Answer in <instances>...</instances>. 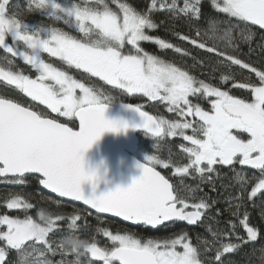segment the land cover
<instances>
[{"label":"snow or ice","instance_id":"6c2138e0","mask_svg":"<svg viewBox=\"0 0 264 264\" xmlns=\"http://www.w3.org/2000/svg\"><path fill=\"white\" fill-rule=\"evenodd\" d=\"M200 3L201 0H184L181 6L180 0H171L170 3L168 0H151L150 6L141 11L121 0H83V3L69 4L58 0H31L30 9L42 11L56 20L63 19L80 33L72 35L58 28L25 23L12 11L10 0H0V49L6 53L4 59L8 65L0 66V78L32 100L46 105L51 112L79 119V130H74L13 99L0 98V174L19 177L26 173L42 174V184L61 197L82 201L101 213H111L125 221L149 226L166 221L196 225L212 207L205 199L189 203L188 197L156 170L155 165L168 168L171 160H161L155 155L147 156V162L138 165L143 174L129 186L117 187L99 196L85 195L82 184L95 182L97 174L85 169L84 151L104 132L126 131L130 125L124 120L108 119L105 112L113 98L46 62L44 54H47L102 79L122 92L140 93L152 100L166 101L169 112H178L181 117H198L196 125L187 120L169 121L150 115L139 106L125 105L143 117V124L136 127L147 129L157 138L182 136L190 142L191 146L181 145L188 162L172 164L175 173L182 176L196 173L201 178L207 175L211 180L210 174L216 171L217 166L232 167L239 163L261 173L250 196L264 193V70L228 53V47L233 46L232 28L235 25L224 29L220 35L219 22L210 19V27L203 33L199 28L195 29L194 38L176 35L212 54L219 65H237L254 73L259 83L239 85L251 92V101L197 79L188 70L151 55L140 46L142 41H155L161 49L174 48L181 53L180 47L147 34L146 30L159 27L151 13L163 10L174 18H186L191 30L200 19ZM112 4L117 7L114 9ZM213 7L229 18L264 29V0H213ZM247 39L250 40L251 35ZM221 42H224L223 48ZM125 45H131L135 54H125ZM7 54L22 58L38 75L33 78L23 71H14ZM229 79L228 75L221 76L225 83ZM197 94L211 98L210 110L191 103L189 97ZM187 129H191L193 135L185 134ZM235 130L247 133L248 138L241 139ZM237 176L243 190L246 177L240 173ZM19 182L23 183L22 180ZM189 191L194 192L195 189ZM32 207L19 195L7 202L9 209L27 210ZM241 207L242 204L235 205L231 214L237 216ZM217 214H220L219 209ZM60 219L61 216L55 217V220ZM70 219V226H75L80 217L73 215ZM55 220L44 211L39 213V221L31 216L23 219L0 216V226L6 228L0 231V239L6 241L7 248L18 252L20 264L21 255L25 253H35L38 260L40 256H46V252L55 254L57 251L47 239ZM241 223L248 240L255 241L258 233L256 228L249 226L247 211ZM104 234L114 242L110 250H103L96 243L86 244V252L103 264H223L221 257L237 247L231 243L223 245L215 250L214 259L208 261L202 256L213 249L215 238L220 235L218 232H211L213 241H201L203 247L192 244L186 233L163 240H142L134 234H112L109 231ZM37 242L47 248L35 247ZM28 247L32 248L31 252ZM178 247L183 250H177ZM59 249L64 252L63 243ZM6 252L5 247H0V264H4ZM60 264L69 262L61 261Z\"/></svg>","mask_w":264,"mask_h":264},{"label":"trees","instance_id":"16d2710c","mask_svg":"<svg viewBox=\"0 0 264 264\" xmlns=\"http://www.w3.org/2000/svg\"><path fill=\"white\" fill-rule=\"evenodd\" d=\"M65 4L83 3V0H58ZM121 2L130 3L138 10H146L151 3V0H121ZM170 3L171 0H168ZM184 0H180L181 6ZM31 0H10L12 11L18 14V18L25 23H32L45 28H58L62 31L69 32L72 35H80L78 31L65 20H56L54 17L47 15L39 10L29 8ZM115 9L117 6L112 4ZM201 16L194 23L190 30L186 18H174L169 12L158 10L151 13L153 19L159 27L152 30H146L150 36L164 39L168 43H172L176 47H180L183 51L177 53L175 49H161L156 42L142 41L140 46L144 51L151 55H156L166 62L175 64L185 70L197 79L204 80L206 83H211L213 86L221 87L222 90L229 91L231 95L251 101L252 94L249 90L239 87L241 84L259 83L258 77L248 69H243L241 66L230 65L228 67L219 65L216 58L204 50L192 46L190 43L180 39V36L189 35L195 37V29L199 28L201 32L210 27V19L218 23L220 29L219 34H223V30L229 26L235 25L232 28L233 46L228 47L229 54H235L244 62L251 64L260 70H264V29L259 26L251 25L236 18H229L227 14L217 11L213 7V0H201L200 3ZM251 35V39L247 37ZM221 47H224V42H221ZM125 53L128 52V47H125ZM6 53L0 49V66L7 67V61L4 59ZM7 58L12 60V69L14 71H23L35 78L36 72L23 60L12 57L7 54ZM46 62L52 63L55 67L68 72L74 79L85 83L86 85L103 91L105 96L113 98L112 103L125 102L139 106L143 110L149 112L158 118L173 121L183 118L178 112H169V105L162 100H151L142 94H128L122 92L118 88L107 84L98 77H93L83 70H78L68 66L58 58L50 57L44 54ZM228 75V82H223L221 76ZM0 98L13 99L21 103L23 106L30 107L31 110L42 113L45 117L55 119L69 127L76 129L77 122L74 117H64L59 113H52L46 106L38 103L26 94L16 89L7 87L0 83ZM197 101L202 104L205 101L203 95L197 94ZM199 120L196 122L198 124ZM195 124V125H196ZM193 135V132L190 131ZM181 145L190 146L182 136L172 137L166 135L164 138H152L145 135H140V152L149 155H155L161 160H171L172 164L183 165L188 162L187 155L183 152ZM170 164L168 168L157 167L171 183L182 191L188 197L189 203H197L200 199H205L212 207L203 216L202 222L195 228H189L181 223H174L157 230H152L146 227L130 228L119 222L96 216L95 214L85 210L84 208L73 205L50 196L40 188L39 178L35 176H25L23 178L7 179L0 178V216L9 215L14 218L23 219L25 216H31L39 221V213L44 211L46 215L51 216L54 220L56 216H61L62 219L55 220L53 230L48 234L47 239L53 248L57 251L55 254L46 252V257L52 261V264H60L61 261L71 262L77 258V254L68 251L64 247L62 253L59 246L71 237H78L87 243H96L100 248L110 250L113 245L104 234L109 231L112 234L116 233H134L139 238L146 237H175L179 235L188 236L190 242L194 245H200L203 240L213 241L214 237L211 232H218L220 235L215 238V245L207 254H203L202 258L212 261L215 257V250L229 243L236 245L232 252L224 254L221 257L223 264H264V193H257L255 197H251V189L258 182L261 173L258 169L249 170L238 168L237 164L232 167L218 166L216 171L211 173V180L201 178L199 175L192 173L191 175H177L174 173V167ZM237 173L243 174L246 181L239 180ZM23 181L20 183L19 181ZM190 189H195L190 192ZM23 196L29 203L33 205L30 209H9L7 202L14 196ZM239 198V199H238ZM214 202V203H213ZM242 204L240 212L237 216H233L232 208ZM220 214H217V210ZM248 213L249 226L256 228L257 239L249 241L247 231L243 227L241 221L244 218V212ZM76 215L80 219L76 221L75 226L71 225L70 217ZM4 226H0V231H5ZM29 243V245H31ZM0 246L3 242L0 240ZM203 247L202 245H200ZM35 247L45 250L46 245L37 242ZM31 252L32 248L28 247ZM35 254V253H34ZM6 264H20V257L16 250L7 248ZM81 264H99L92 261L89 255L84 252L80 256Z\"/></svg>","mask_w":264,"mask_h":264},{"label":"water","instance_id":"95a60500","mask_svg":"<svg viewBox=\"0 0 264 264\" xmlns=\"http://www.w3.org/2000/svg\"><path fill=\"white\" fill-rule=\"evenodd\" d=\"M0 83L7 85L9 87H14L9 85L2 78H0ZM126 104H131V103L116 102L110 104L105 112V116L108 119H119V120L127 121L128 124L130 125L128 129L126 131L121 130L119 132H113V131L104 132L101 138L98 139L90 148H88L83 153L85 169L89 172H95L99 176V179H97L95 182L85 181L82 184L81 187L85 195L91 196L95 194L96 196H99L106 192L113 191L117 187H127L133 182L135 178H138L143 174V169L138 165L144 164L145 162H143L136 156V153L139 151V146H140V135H146L152 138H157V137L152 136V134L143 127H136V125L143 124V117L140 115L139 112L135 111L134 108L126 107L125 106ZM141 110L143 109L141 108ZM74 119L77 122V129L74 130H79V119L78 117L75 116ZM25 176H35L39 178L40 188L50 196L56 198L57 200H61L73 205L80 206L85 210L95 214L96 216L117 221L130 228L146 227L152 230H157L166 225L177 222L189 228H195L203 220L202 217L201 221L197 222L196 225H190L188 222H184V221H166L163 224L157 226H149V225H144L142 223L129 222V221H125L121 217H116L114 214L111 213H101L98 210L91 208V206L84 204L82 201H76L68 197H61L58 193L52 192L42 184V180L44 179L42 174L26 173L24 174L23 177ZM23 177H19L13 174H0V178H2L3 180L23 178ZM0 240L3 242V246L0 247H5L7 249L6 241L2 239ZM27 243L29 244L31 242H27ZM86 253L90 256V259L93 260L94 262L103 264V262L100 261L99 259L91 257L90 253L88 252ZM6 262H7V255L5 256L4 264H6Z\"/></svg>","mask_w":264,"mask_h":264},{"label":"clouds","instance_id":"9594fccd","mask_svg":"<svg viewBox=\"0 0 264 264\" xmlns=\"http://www.w3.org/2000/svg\"><path fill=\"white\" fill-rule=\"evenodd\" d=\"M97 179L99 176L97 174ZM87 242L79 239L78 237H71L65 241L64 247L73 253L77 254V258L74 261L69 262V264H81L80 256L86 251ZM21 264H52L46 256H40L38 260L36 259V254L28 255L27 253L21 255Z\"/></svg>","mask_w":264,"mask_h":264},{"label":"rangeland","instance_id":"374dc122","mask_svg":"<svg viewBox=\"0 0 264 264\" xmlns=\"http://www.w3.org/2000/svg\"><path fill=\"white\" fill-rule=\"evenodd\" d=\"M61 3H63V2H61ZM28 24H30V25H35V24H32V23H28ZM42 27V26H41ZM151 42H155V41H151ZM128 47V52H126L125 54H135V49L131 46V45H125V47ZM125 49V48H124ZM124 52H125V50H124ZM22 59V58H21ZM36 75H38V73H36ZM77 93L79 94V90H77ZM136 94H140V93H136ZM143 95V94H142ZM145 96V95H144ZM147 97V96H146ZM148 99H151V98H149V97H147ZM204 98H205V101H204V103H202V104H200L198 101H197V95H194V96H190L189 97V100L191 101V103L195 106V105H197V104H199L204 110H210L211 109V103H210V99L211 98H208V97H205L204 96ZM152 100V99H151ZM157 100H159V99H157ZM154 101V100H153ZM166 102V101H165ZM111 104H113V103H111ZM60 114V113H59ZM72 117V116H71ZM191 117H193V116H186V117H182L183 118V120H182V122L183 121H185V120H187V121H192L191 120ZM77 129V128H76ZM190 130L191 129H187V130H185V134H187V135H192V134H190L189 132H190ZM142 136V135H141ZM146 136V135H145ZM165 136H162V137H160V138H164ZM159 139V138H158ZM136 156H137V158H139L140 160H142L143 162H147L146 161V158H147V154H145V153H141L140 152V146H139V151L136 153ZM163 167V165H155V167L157 168V167ZM190 211L192 210L191 208L189 209ZM114 221V220H113ZM117 222V221H116ZM117 234V233H116ZM120 234H125V233H120ZM128 234H134V233H128ZM135 235V234H134ZM183 235V234H182ZM180 236V235H179ZM107 237V236H106ZM137 238H139L138 236H136ZM176 237V236H175ZM175 237H163V238H158V237H146V238H140V239H142V240H147V239H156V240H163V239H170V238H175ZM108 239H109V242H111V244L113 245V247H114V242H112L111 241V239H110V237H107ZM101 249H103V250H105L104 248H101ZM177 250H180V251H182L183 249L182 248H180V247H178V249ZM100 264H102V263H100Z\"/></svg>","mask_w":264,"mask_h":264},{"label":"flooded vegetation","instance_id":"af4514ba","mask_svg":"<svg viewBox=\"0 0 264 264\" xmlns=\"http://www.w3.org/2000/svg\"><path fill=\"white\" fill-rule=\"evenodd\" d=\"M18 58V57H17ZM19 59H21V58H19ZM21 60H23V59H21ZM7 86V85H6ZM7 87H9V86H7ZM10 88H13V89H16L15 87H10ZM16 90H18V89H16ZM19 91V90H18ZM36 102H38V103H40L39 101H36ZM44 106H46V105H44ZM47 107V106H46ZM50 110V109H49ZM51 111V110H50ZM53 113V112H52ZM191 120L194 122V125L196 124V122L198 121V117H191ZM190 131H192V130H190ZM191 134V133H190ZM235 134H237L238 136H240V138L241 139H247L248 138V134L247 133H245V132H243L242 130H235ZM188 142V141H187ZM188 144H190V142H188ZM190 146H191V144H190ZM235 164H237V167L239 168H245V169H249V170H256V169H253V168H251V166H242V165H240L239 163H235ZM218 167V166H217ZM174 173H175V169H174ZM175 174H177V173H175ZM196 174V173H195ZM177 175H180V174H177ZM197 175H199V174H197ZM181 176V175H180ZM200 176V175H199ZM201 177V176H200Z\"/></svg>","mask_w":264,"mask_h":264}]
</instances>
